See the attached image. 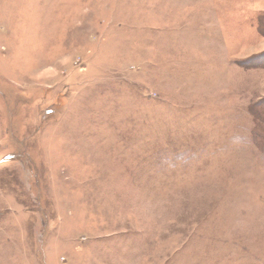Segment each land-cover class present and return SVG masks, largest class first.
I'll list each match as a JSON object with an SVG mask.
<instances>
[{"label":"rangeland","instance_id":"1","mask_svg":"<svg viewBox=\"0 0 264 264\" xmlns=\"http://www.w3.org/2000/svg\"><path fill=\"white\" fill-rule=\"evenodd\" d=\"M0 264H264V0H0Z\"/></svg>","mask_w":264,"mask_h":264}]
</instances>
